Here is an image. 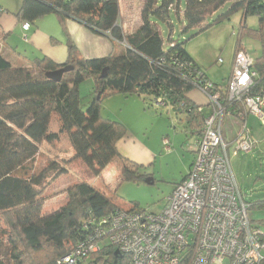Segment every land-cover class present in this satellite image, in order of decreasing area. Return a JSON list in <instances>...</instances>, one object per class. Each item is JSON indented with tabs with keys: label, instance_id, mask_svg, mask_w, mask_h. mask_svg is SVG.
I'll return each instance as SVG.
<instances>
[{
	"label": "trees",
	"instance_id": "16d2710c",
	"mask_svg": "<svg viewBox=\"0 0 264 264\" xmlns=\"http://www.w3.org/2000/svg\"><path fill=\"white\" fill-rule=\"evenodd\" d=\"M227 4H231L230 9L209 24L208 19ZM4 11L0 6V14ZM239 13L244 21L250 16L259 19L257 29L242 23L240 36L264 40V0H186L183 11L179 0H147L141 14L142 26L133 34H126L120 25V0H23L15 15L17 25L23 30L28 25L24 31L29 32L31 26L38 27L46 17L55 16L67 38L68 60L58 65L40 55L31 59L25 56L16 62L0 53V264H57L84 239L83 222L87 218L93 215L99 219L121 210L107 186L99 189L81 181L65 191V206L43 213L45 193L70 171L72 164L82 162L98 179L114 165L121 183L146 182L149 178L153 181L147 167L119 153L117 144L127 134V128L103 116L107 98L148 97L161 103L158 105L172 108L185 115L191 136L199 141L212 106L207 105L210 110L206 115L204 106L195 105L189 94L199 89L196 77L200 74L201 80L222 85L201 71L186 44ZM172 17L185 25L184 34L191 30L196 33L182 43L174 42ZM68 21L79 23L114 44L125 45H118L120 51L107 57L86 59L70 37ZM159 24L171 30L168 43ZM51 40L53 45L61 44L56 38ZM67 66L73 70L64 74L60 82L46 77L48 72ZM254 70L258 78L251 94L262 95L264 57L255 59ZM87 82L93 83L94 92L85 106L81 86ZM231 110L235 113L237 109ZM228 118L239 121L240 135L241 120L237 115L229 116L224 125ZM64 137L70 141L72 154L61 159L51 156L46 166H38L42 147L52 149ZM246 203L248 211L264 208V199ZM116 251L112 245H103L83 264H129L130 257Z\"/></svg>",
	"mask_w": 264,
	"mask_h": 264
},
{
	"label": "built area",
	"instance_id": "2783aa9c",
	"mask_svg": "<svg viewBox=\"0 0 264 264\" xmlns=\"http://www.w3.org/2000/svg\"><path fill=\"white\" fill-rule=\"evenodd\" d=\"M254 66L255 59L238 43L224 85L205 82L201 74L196 77L212 113L197 143L192 169L165 209L119 210L99 219L91 215L83 222L84 239L57 264H83L104 241L129 256V264H264V231L249 219L229 153L231 148L232 156L250 155L257 149L244 121L245 114L264 119V94H251L258 78ZM231 108L237 109L235 113ZM233 115L241 120L242 131L227 143L224 122ZM163 144L168 146L170 140L165 138Z\"/></svg>",
	"mask_w": 264,
	"mask_h": 264
},
{
	"label": "rangeland",
	"instance_id": "374dc122",
	"mask_svg": "<svg viewBox=\"0 0 264 264\" xmlns=\"http://www.w3.org/2000/svg\"><path fill=\"white\" fill-rule=\"evenodd\" d=\"M22 1L0 0V6L8 9L7 11L10 14L8 16L13 19V24L15 20L13 13L19 10ZM146 1L120 0L121 13L123 11L125 15L123 17L124 25H126L127 20L131 24H135V20L142 14ZM179 2L180 7L182 9L185 8L186 0H179ZM230 7L231 4L225 5L215 17L208 19V23L213 24L216 17L226 13ZM6 15L7 13L3 16ZM46 18H48L45 20L46 24L49 22L48 32L57 34L59 38L54 37L61 42V44L53 45L51 40L52 45L64 46L66 43L65 36L60 30L56 17L48 16ZM244 22L247 27L257 29L259 19L256 16H250L244 21L242 13L236 14L229 21L212 27L209 31L186 44L187 52L195 60L201 71L219 85H224L229 77L235 48L239 42H241L242 47L252 58L264 57L263 38L255 39L249 36H240V28ZM173 25L174 35L172 39L176 43L188 40L197 31L191 30L184 34L185 25L178 22L176 18L173 19ZM162 29L163 39L165 43H168L171 30L167 26H163ZM42 32L36 26H31L29 32H23L22 26L13 25V32L5 44L13 49H19V51L14 50L19 58H21L19 54L24 55L26 51L27 57H35L41 54L36 51L37 49L34 50L30 47L29 41L32 35ZM24 38L27 40L25 41ZM40 43L42 44L41 41ZM49 45L51 44L49 43ZM89 45L93 47L90 43ZM120 45L125 44L121 43ZM44 49H47V47L45 46ZM14 58L17 59L15 56ZM219 59L223 61L222 64L219 63ZM191 95L198 96L203 101V111L207 115L210 110L209 106H207L210 104V99L197 88L190 93V98H192ZM110 106L116 114L110 112L111 110H107V112H103L104 117L113 120L115 119L113 115L118 116L121 114L126 117L132 115L130 117L131 128H129V131L133 134L134 139L158 151V157L153 166L151 168L147 167L153 181L150 183H121L118 173L114 172L113 169L111 172H109L110 170L105 172V176L103 175L101 179H98L86 165L82 162H76L70 166V171L57 180L55 185L45 193L43 213L52 212L65 206L68 202V195L65 191L81 181L90 182L99 189H104L107 186L113 192L110 195L115 197V202L121 210L128 211L133 207H137L140 210L159 213L165 209L176 185L188 175V170L192 167L191 164L194 161L192 150L195 140L191 136L190 127L185 121V115L177 113L172 108L158 105L148 97H142L141 99L118 97L110 101ZM247 123L252 138L258 142V149L250 155L241 153L239 156H232L231 148L229 153L232 169L244 199L246 202H252L264 199V119L249 116ZM238 126V132L240 133L241 124L239 122ZM224 128L226 130L225 125ZM233 133L237 132L234 131ZM164 138L170 140L168 146L163 144ZM51 148L46 145L42 147V154L37 161L38 166H46L48 164L47 160L51 156L61 159L72 154L70 141L66 137ZM105 177L107 178V184ZM248 216L253 226L259 227L264 231V208L256 209V207H253L248 211ZM1 241L2 239L0 238ZM107 244L108 241H104V245ZM3 255H5L4 252Z\"/></svg>",
	"mask_w": 264,
	"mask_h": 264
},
{
	"label": "crops",
	"instance_id": "0c3cea01",
	"mask_svg": "<svg viewBox=\"0 0 264 264\" xmlns=\"http://www.w3.org/2000/svg\"><path fill=\"white\" fill-rule=\"evenodd\" d=\"M22 4H23V1H22ZM22 4H21L19 10L21 9ZM180 9H181V11L184 10V8L182 9L181 7H180ZM2 10H5V11L2 12V14H0V18H1V21H0V53H3L8 58H10L12 61L19 62L20 58L17 56L16 52L14 51V50L19 51V49H17V48L13 49V48L9 47L7 44H5V42L7 43V40H9L10 34L13 32V25L18 27L15 15L18 13L19 10L16 11L15 13H13V16L15 17L14 24L12 23L13 19L10 16H8V15H10L8 13L9 11H7L8 9L2 8ZM5 13H7V15L3 16ZM10 13H12V12H10ZM139 16L140 17H138L135 20V24H131L127 20L126 25H124L123 24V17H125V15L122 11L121 18H120V23H121L120 25L123 27V30L126 34H133L138 29H140V27L142 26L141 14ZM46 19H48V18H45L42 21H40L39 22L40 25L38 23V27H37V29H41L43 32L32 35L30 38V41H29L30 42L29 45L32 49H34V50L37 49L36 51L38 53H40L41 56H47L50 59H52L56 64L63 65L68 60L67 44L65 43L66 47H65V45L61 46V47H59L60 45H58V46L52 45L51 38L58 37V35L48 32L47 28H48L49 22L46 24V22H45ZM172 19H173V17H172ZM50 22L52 23V21H50ZM159 26H160V30H161V34H162V30H163L162 27L166 26V25L165 24H159ZM59 27H60V25H59ZM67 28H68V32L70 34V37L73 40V42L75 43V45L77 46L80 54L81 55L83 54L84 56L82 55V57H84L86 59L104 58V57H107V56L113 54L114 52L120 51V49H121L120 47L122 45L118 44L120 46L119 47L117 44L110 42L107 38L92 33L90 30H88L87 28H85L81 24L76 23L74 21H68ZM60 30H61L62 34L64 35L61 27H60ZM22 31L25 32L23 29H22ZM49 37H51V38L49 39ZM66 40H67V38L65 36V41ZM40 41L42 42V44L40 43ZM49 43L52 46L49 45ZM89 43L93 47H91L89 45ZM45 46L47 47V49H44ZM26 54H27V51L25 52V55H21L20 57L24 58L25 56H27ZM14 56L17 59H15ZM38 56H40V55H38ZM30 58H34V57H30ZM230 72H231V70H230ZM214 83H216V82H214ZM93 92H94V86H93L92 82H87L81 86V98H82L83 105L87 106L91 102V100L93 99ZM118 97H124V96L117 95V96L107 98L103 104V107H104L103 112L104 111L107 112V110H111L110 112H112L113 114H116L111 109L110 101H112V99H116ZM125 98H137V97H125ZM189 98H190V94H189ZM137 99H140V98H137ZM190 99L197 106H202V104H203V101L200 100L198 98V96H192V98H190ZM113 116H115V117H113V118H115L113 120L121 122L127 128V134L117 144V149H118L119 153L124 158L129 159V160L137 163L138 165L151 168V166H153V163L155 162V160H157L158 151H156L155 149H153L147 145H144L143 143H139L134 139L133 134L129 131V128H131L130 117L132 115L127 116V117L122 116L121 114L118 116L117 115H113ZM238 122L239 121H237L236 119H232V118L227 119V121L225 123L226 130L223 131L225 140L227 142L233 143L236 140V138L238 137V135H239ZM229 126H230V129H229ZM236 127H237V129H236ZM234 131L237 133H233ZM194 140H195V144H194V147L192 150L193 160H195L197 143H198V140L196 137L194 138ZM193 162L194 161H192V163ZM191 166H192V164H191ZM114 168H115L114 165H112L109 168H107L105 170V172H108L109 170H110L109 172H111L112 169L114 172H116V170ZM189 171H190V169L188 170V173H189ZM105 172L103 174L104 176H105ZM186 177H187V175H186ZM105 179H106V184H107V178L105 177Z\"/></svg>",
	"mask_w": 264,
	"mask_h": 264
},
{
	"label": "water",
	"instance_id": "95a60500",
	"mask_svg": "<svg viewBox=\"0 0 264 264\" xmlns=\"http://www.w3.org/2000/svg\"><path fill=\"white\" fill-rule=\"evenodd\" d=\"M73 70L72 66L64 67L60 70L54 71V72H48L46 74V77L50 80L60 82L64 76V74L71 72ZM146 183H150V178L146 180ZM117 254H119V251H116Z\"/></svg>",
	"mask_w": 264,
	"mask_h": 264
}]
</instances>
